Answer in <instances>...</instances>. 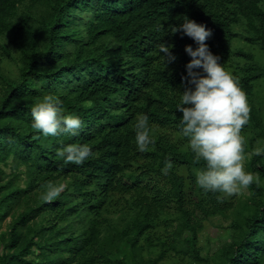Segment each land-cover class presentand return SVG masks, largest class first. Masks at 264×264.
Instances as JSON below:
<instances>
[{
  "label": "trees",
  "instance_id": "trees-1",
  "mask_svg": "<svg viewBox=\"0 0 264 264\" xmlns=\"http://www.w3.org/2000/svg\"><path fill=\"white\" fill-rule=\"evenodd\" d=\"M182 14L212 29L205 43L246 92L243 153L259 173L246 200L195 181L205 161L193 159L175 104L184 46L196 44L167 33ZM160 41L176 57L166 68ZM46 93L80 117L76 134L31 126ZM141 112L153 140L145 151L133 127ZM68 143L93 155L65 162L57 150ZM46 181L65 187L44 200ZM261 182L264 0H0V264H264ZM218 216L231 218V234L211 252L201 234Z\"/></svg>",
  "mask_w": 264,
  "mask_h": 264
},
{
  "label": "clouds",
  "instance_id": "clouds-1",
  "mask_svg": "<svg viewBox=\"0 0 264 264\" xmlns=\"http://www.w3.org/2000/svg\"><path fill=\"white\" fill-rule=\"evenodd\" d=\"M181 21L168 26L167 33L190 36L196 47L185 44V52L191 57L187 61V83L175 104L180 115L178 125L180 133L187 138L194 160H203L205 164L195 173L196 183L207 191L233 194L253 182L254 175L243 165V140L241 129L249 119L250 106L246 92L240 86L239 78L229 72L220 62V56L214 54L205 41L212 35V29L202 22L182 14ZM172 45L160 41L157 48L163 68L176 59L171 52ZM61 100L52 93L38 98L30 108L31 126L41 134L57 136L61 132L76 134L81 127V119L72 112H65ZM135 144L138 150L145 151L153 143L149 135V116L138 113L133 125ZM260 150L258 149L257 152ZM57 155L65 162L83 163L93 149L88 143H68L57 150ZM172 160L166 155L164 173L172 167ZM63 183L46 181L43 199L51 200L64 189ZM218 199L221 197H217Z\"/></svg>",
  "mask_w": 264,
  "mask_h": 264
},
{
  "label": "rangeland",
  "instance_id": "rangeland-1",
  "mask_svg": "<svg viewBox=\"0 0 264 264\" xmlns=\"http://www.w3.org/2000/svg\"><path fill=\"white\" fill-rule=\"evenodd\" d=\"M261 151V149H259ZM259 151V152H260ZM253 152L249 151L247 153H243V165L247 171H250L254 175L253 180H257L259 177V173L250 167V160L253 156ZM264 184V182H261ZM235 202L239 200H246L251 192L249 187H243L240 192L230 194ZM230 223L231 218H225L222 216H218L208 220L205 224V230L201 234V244L209 248L211 252H215L219 247H221L228 239H230ZM6 225L3 226L2 229H5ZM1 231V230H0ZM208 251V249L205 251Z\"/></svg>",
  "mask_w": 264,
  "mask_h": 264
}]
</instances>
